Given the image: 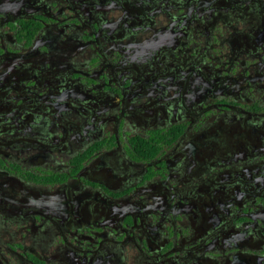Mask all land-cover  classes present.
Returning a JSON list of instances; mask_svg holds the SVG:
<instances>
[{
  "label": "flooded vegetation",
  "instance_id": "1",
  "mask_svg": "<svg viewBox=\"0 0 264 264\" xmlns=\"http://www.w3.org/2000/svg\"><path fill=\"white\" fill-rule=\"evenodd\" d=\"M0 264H264V0H0Z\"/></svg>",
  "mask_w": 264,
  "mask_h": 264
}]
</instances>
